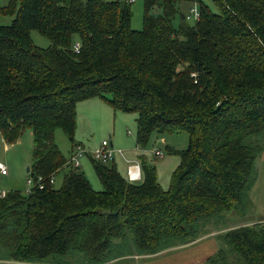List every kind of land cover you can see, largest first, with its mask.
Here are the masks:
<instances>
[{"label": "trees", "instance_id": "trees-1", "mask_svg": "<svg viewBox=\"0 0 264 264\" xmlns=\"http://www.w3.org/2000/svg\"><path fill=\"white\" fill-rule=\"evenodd\" d=\"M182 1L143 0L138 30L126 0L0 4L10 17L0 23V137L11 145L29 129L32 140L31 185L0 198L1 262L121 264L210 227L218 248L202 264H264V220L217 226L243 210L264 146V0H211L214 9L197 0L192 23ZM31 30L48 46H35ZM90 98L135 115L139 149L153 133L186 132L185 149L167 147L179 157L167 189L143 158L138 180L121 177L116 150L105 162L85 152L69 163L76 104ZM56 129L70 141L67 158ZM84 157L100 190L76 171Z\"/></svg>", "mask_w": 264, "mask_h": 264}, {"label": "rangeland", "instance_id": "rangeland-1", "mask_svg": "<svg viewBox=\"0 0 264 264\" xmlns=\"http://www.w3.org/2000/svg\"><path fill=\"white\" fill-rule=\"evenodd\" d=\"M203 1L207 3L211 9H214L211 0ZM6 3L7 0H0L1 5H5ZM142 5L143 0H133L130 4L132 12L130 25L133 29L138 30L142 26ZM187 6V3L182 1L180 3L181 12L185 13ZM9 21L10 17L0 16L1 24H8ZM187 23H192V21L189 20ZM30 38L32 43L37 47L45 48L49 44L48 40L35 30L30 31ZM96 100L101 103L102 108H98L96 104L91 103L90 101H85L82 106H78L77 109H75L76 124L71 142L83 146L87 153H90L96 147L100 146L102 141L110 142L111 147L114 150H119L122 153L121 155L113 154V166L117 173L123 178L126 177V170L129 163L132 161L137 162L138 159L143 158L146 165H153L155 167L157 181L161 188L167 189L171 173L179 162V157L168 152L167 147L174 150L185 149L188 143V136L186 132L180 131L165 134L153 133L150 135L146 146L143 149H139L135 143V115L121 111H114L103 100L99 98ZM127 131H129V133H127ZM53 136L54 141L62 155L67 158L68 151L71 147L70 141L60 129H56ZM258 141L260 143H264V134L258 138ZM31 149L32 140L29 129H24L18 140L11 145L4 144L0 137V163L4 164L8 171L7 176H2L0 178V189L5 191L18 190L22 193L29 188V185L26 182L29 178V174L26 173V168L30 165ZM155 150H160L162 152V156H154L153 153ZM263 153L264 146L258 158H261ZM82 161H86L88 164L85 162L82 163ZM107 166L110 167L111 163H108ZM64 170L57 173L54 187H58L60 185ZM76 171L84 175L94 190L101 189L100 182L93 170L91 162L87 157L80 160V167ZM255 171L257 176L256 184L249 191L248 200L244 203V211L242 210V212L238 210V213L233 214L225 213L222 220H219L217 223V226L220 228L224 226L233 227L241 224H249L254 221L264 220V163L259 162L257 166L255 163ZM204 229L206 233L202 235L203 237H200L195 241L172 246L152 255H128L120 260V263L185 264L188 262H196L200 260L205 255L206 251L210 250V248L214 247L215 251L218 248V242L214 236L217 231L210 232V227H205ZM207 230L209 232H207ZM206 237L207 239H201ZM204 260L199 264H202ZM4 264L36 263L9 261Z\"/></svg>", "mask_w": 264, "mask_h": 264}, {"label": "built area", "instance_id": "built-area-1", "mask_svg": "<svg viewBox=\"0 0 264 264\" xmlns=\"http://www.w3.org/2000/svg\"><path fill=\"white\" fill-rule=\"evenodd\" d=\"M127 2L132 3L133 0H126ZM189 1V7L187 8V11L184 15V17L188 20H196L198 18V10H197V4L196 1L197 0H188ZM74 52L77 53L78 51V44L75 43L74 48H73ZM127 133H129V131H127ZM86 151L84 150L83 147H81L80 145H76L74 147V150L71 154V156H69V163L72 164V166H77L78 165V157L87 154L85 153ZM116 152L120 153L119 150H116ZM114 153V149L111 148L110 144L107 143V141H102L100 146L96 147L93 151H91L89 154L91 155V158L97 162H105L107 161L111 155ZM154 156L156 157H161L162 156V152L160 150H155L154 151ZM8 174L7 168L4 164L0 163V178L2 176H6ZM140 177V168H139V163L136 161L130 162L129 165L127 166V170H126V179L128 181H136L138 180ZM53 180V175H51L49 177V182H52ZM42 181L41 178H37L36 181H34V183H38L39 187H41L40 182ZM27 184L30 186L32 179H30V177L28 178V180L26 181ZM7 192L3 189H0V198H3L5 196ZM0 264H4V262L0 261Z\"/></svg>", "mask_w": 264, "mask_h": 264}, {"label": "crops", "instance_id": "crops-1", "mask_svg": "<svg viewBox=\"0 0 264 264\" xmlns=\"http://www.w3.org/2000/svg\"><path fill=\"white\" fill-rule=\"evenodd\" d=\"M189 7V4H188V6H187V8ZM97 98H90V99H86V100H82V101H79L77 104H76V109H77V107L78 106H82V104H83V102H85V101H90L91 103H94V104H96V106L98 107V108H102L101 106V103H99V102H97V100H96ZM5 144V143H4ZM7 145V144H6ZM258 160H257V162H255L256 163V166L258 165V163L259 162H261V163H264V153L262 154V156H261V158H257ZM83 162H85V163H87L86 161H82V163ZM133 162V161H132ZM81 163V164H82ZM88 164V163H87ZM80 167V166H79ZM8 175V174H7ZM256 178H257V176H256ZM255 184H256V179H255V181H254V183H253V185H252V187H251V189L255 186ZM204 235V234H203ZM206 235H208V234H206ZM201 237H203V236H201ZM200 238V237H199ZM198 238V239H199ZM201 239H207V237L206 238H201ZM214 251H215V248L214 247H212V248H210V250H208V251H206V253H205V255L200 259V260H198V261H194V262H188V263H185V264H199V263H201V261H203L204 259H206L207 257H209L212 253H214Z\"/></svg>", "mask_w": 264, "mask_h": 264}, {"label": "water", "instance_id": "water-1", "mask_svg": "<svg viewBox=\"0 0 264 264\" xmlns=\"http://www.w3.org/2000/svg\"><path fill=\"white\" fill-rule=\"evenodd\" d=\"M180 18L182 19L183 18V15L181 14ZM28 171V168H26V172Z\"/></svg>", "mask_w": 264, "mask_h": 264}]
</instances>
